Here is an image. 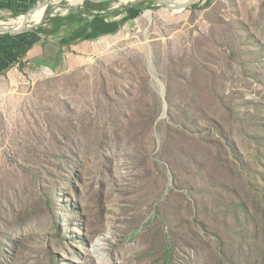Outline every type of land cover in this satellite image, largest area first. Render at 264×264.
I'll list each match as a JSON object with an SVG mask.
<instances>
[{
  "label": "rangeland",
  "instance_id": "1",
  "mask_svg": "<svg viewBox=\"0 0 264 264\" xmlns=\"http://www.w3.org/2000/svg\"><path fill=\"white\" fill-rule=\"evenodd\" d=\"M96 4L80 66L0 76V264H264V0Z\"/></svg>",
  "mask_w": 264,
  "mask_h": 264
},
{
  "label": "crops",
  "instance_id": "2",
  "mask_svg": "<svg viewBox=\"0 0 264 264\" xmlns=\"http://www.w3.org/2000/svg\"><path fill=\"white\" fill-rule=\"evenodd\" d=\"M43 1L0 0V76L16 66L45 75H61L80 66L94 55L96 41L115 32L126 12L134 7L130 5L124 10L115 7L101 13H83L81 20L72 23L63 21L59 26L51 20L39 25L26 22L24 27L15 22L34 13L37 7L40 9ZM113 11L116 12L110 14ZM73 14L78 15L79 12L74 11ZM3 24L12 28L6 30Z\"/></svg>",
  "mask_w": 264,
  "mask_h": 264
},
{
  "label": "trees",
  "instance_id": "3",
  "mask_svg": "<svg viewBox=\"0 0 264 264\" xmlns=\"http://www.w3.org/2000/svg\"><path fill=\"white\" fill-rule=\"evenodd\" d=\"M106 9H107L106 7H103V5H100V4H96V2H93V4H91L89 1H86V3H84V7L82 8V12H79L78 15H74L72 13L68 17H66L65 19L55 18V19H52L51 21L54 24L59 26L63 21L72 23V22H76V21L81 20L82 18H80V17H81V14H83V13L86 14V13H89L91 11H96L97 13L98 12H104V11H106ZM115 12L116 11H113L110 14H114ZM97 16L101 17L102 15H97ZM38 30H40V29H38ZM41 31H43V30H40V32Z\"/></svg>",
  "mask_w": 264,
  "mask_h": 264
},
{
  "label": "bare ground",
  "instance_id": "4",
  "mask_svg": "<svg viewBox=\"0 0 264 264\" xmlns=\"http://www.w3.org/2000/svg\"><path fill=\"white\" fill-rule=\"evenodd\" d=\"M74 0H72V3H73ZM81 1V0H79ZM190 1L192 0H174L173 2V6H182V5H186L187 3H189ZM78 2V1H77ZM82 3V2H81ZM124 3V2H123ZM176 10V9H175ZM42 12H43V9H38L37 7V10H35V12L31 15L30 19L35 21L36 23H38L40 21V19L42 18ZM179 14V13H178ZM20 19V18H19ZM18 25L20 26L22 24V19L18 21ZM26 23V22H25ZM11 24V23H10ZM3 26V25H2ZM33 27V26H32ZM28 28V27H27Z\"/></svg>",
  "mask_w": 264,
  "mask_h": 264
},
{
  "label": "water",
  "instance_id": "5",
  "mask_svg": "<svg viewBox=\"0 0 264 264\" xmlns=\"http://www.w3.org/2000/svg\"><path fill=\"white\" fill-rule=\"evenodd\" d=\"M48 1H49V0H44V1L42 2V6H45V5L48 3ZM99 1H100V0H95V2H99ZM195 1H196V0H192V1H190L189 3H187L186 5H182V6H169L168 3H167L166 1H164V0H160V3H161L162 5H164V6L170 11L172 8L177 9V10H183V9H185L186 7H188V5L192 4V3L195 2ZM26 20H27V15L25 16V20L23 21L21 27H24V23L26 22ZM39 24H40V22H39L37 25H39ZM21 27H20V28H21ZM6 30H9V29L6 28Z\"/></svg>",
  "mask_w": 264,
  "mask_h": 264
},
{
  "label": "built area",
  "instance_id": "6",
  "mask_svg": "<svg viewBox=\"0 0 264 264\" xmlns=\"http://www.w3.org/2000/svg\"><path fill=\"white\" fill-rule=\"evenodd\" d=\"M47 5H45V6H42V3L39 5V8H45ZM32 15V13H30V14H28L27 15V20H26V22H28L29 21V19H30V16ZM25 20V17H22V21H24ZM19 21V20H18ZM18 21H17V23H18ZM3 27H5V28H12V26L10 27L9 25H7V24H3ZM17 28V27H16ZM19 67L18 66H16L15 68H14V70H17Z\"/></svg>",
  "mask_w": 264,
  "mask_h": 264
}]
</instances>
